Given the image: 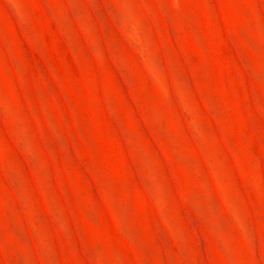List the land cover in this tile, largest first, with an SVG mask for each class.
I'll list each match as a JSON object with an SVG mask.
<instances>
[{"label": "rangeland", "instance_id": "1", "mask_svg": "<svg viewBox=\"0 0 264 264\" xmlns=\"http://www.w3.org/2000/svg\"><path fill=\"white\" fill-rule=\"evenodd\" d=\"M0 264H264V0H0Z\"/></svg>", "mask_w": 264, "mask_h": 264}]
</instances>
